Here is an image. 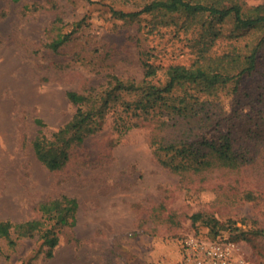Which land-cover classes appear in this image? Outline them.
I'll return each instance as SVG.
<instances>
[{
    "label": "rangeland",
    "instance_id": "rangeland-1",
    "mask_svg": "<svg viewBox=\"0 0 264 264\" xmlns=\"http://www.w3.org/2000/svg\"><path fill=\"white\" fill-rule=\"evenodd\" d=\"M148 1L0 0V222L38 218V204L60 196L77 202L75 225L60 229L50 257L37 237L12 248L0 238V264H180L183 239L211 238L204 223H193L197 212L219 222L214 239L233 243L250 264H264V237L254 234L264 230V47L250 75L219 91L206 127L182 134L178 123L111 110L59 170H48L31 149L35 119L49 135L72 117L67 91L99 90L110 75L139 81L144 60L159 67L193 62L197 31L185 33L182 18L163 25L150 15L111 13L138 11ZM222 29L214 53L248 41L228 37L230 24ZM68 31V42L48 47ZM222 134L240 161L236 168L213 163L174 173L153 154L155 139L199 143ZM241 233L248 241L237 239Z\"/></svg>",
    "mask_w": 264,
    "mask_h": 264
},
{
    "label": "trees",
    "instance_id": "trees-1",
    "mask_svg": "<svg viewBox=\"0 0 264 264\" xmlns=\"http://www.w3.org/2000/svg\"><path fill=\"white\" fill-rule=\"evenodd\" d=\"M111 13L120 19L150 15L163 25H167L169 19L177 25L175 19L182 18L185 33L197 31L192 43L195 58L189 66L166 67L144 60L139 81L110 75L99 90L67 91L66 97L75 111L66 123L46 135L42 132L43 122L40 119L34 121L39 132L31 149L48 170L64 167L71 148L97 132L111 110L130 111L129 114L136 117H156L162 120L161 126L170 121L178 123L184 128L182 134L198 126L206 127L212 109L219 101V91L231 83L236 88L241 76L250 75L256 69L264 47V4L247 6L237 0H149L138 11L112 10ZM55 21L60 22V19ZM226 24L231 25L228 37L248 36V41L244 45L233 41L220 54L214 53L212 48L218 39L224 37L222 28ZM74 26L76 28L78 24ZM72 33H57L48 47L56 51L70 40ZM122 124L129 127L125 121ZM152 146L157 161L174 173L202 171L213 163L236 168L240 162L232 151L227 134L199 143L189 142L184 136L174 142L155 139ZM76 208V200L67 196L41 202L38 204V218L21 222L1 221L0 238L12 248L18 240L37 237L47 247L46 256L50 257L58 243L60 229L75 225ZM191 219L193 223H204L210 229L212 239L217 236L219 222L214 217L197 212L191 215ZM254 234L264 237V230L259 229ZM237 239L248 241L245 233Z\"/></svg>",
    "mask_w": 264,
    "mask_h": 264
},
{
    "label": "built area",
    "instance_id": "built-area-1",
    "mask_svg": "<svg viewBox=\"0 0 264 264\" xmlns=\"http://www.w3.org/2000/svg\"><path fill=\"white\" fill-rule=\"evenodd\" d=\"M180 250V264H250L225 240L192 234L182 240Z\"/></svg>",
    "mask_w": 264,
    "mask_h": 264
}]
</instances>
